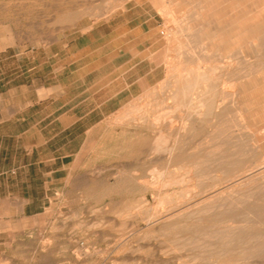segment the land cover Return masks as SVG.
<instances>
[{
  "label": "rangeland",
  "instance_id": "1",
  "mask_svg": "<svg viewBox=\"0 0 264 264\" xmlns=\"http://www.w3.org/2000/svg\"><path fill=\"white\" fill-rule=\"evenodd\" d=\"M0 1V72L2 70L6 71L8 68L14 69L15 72L10 73L11 75L7 79L15 77V83L23 81L22 71L30 63H33V61L38 62L39 60H54L68 57L81 58L83 54H87V56L84 57L87 61L103 57L106 60H112L118 65L129 56L128 54L130 51L126 48V43L128 42H136L139 48L142 49L143 69L145 70V68H149L150 66L154 68L151 81H145L142 89L136 90V93L139 95L129 100L128 98L125 99L128 101L121 106L110 104V106L105 108L104 112L96 111L93 115H90L91 118L85 121L86 124L92 125V127L86 132L81 131L78 141H86V143L82 147H74L78 151L68 158L66 161V168L63 172L48 177L49 188L47 198L45 199L46 202L43 204L41 201L39 204L43 207L24 211L20 208L22 204L19 202V197H15L10 200V202L4 200L5 202L0 203V264H183L185 261H190V264H201L199 263L200 260L201 262L203 261L202 264H204L206 258L207 264L208 262L210 264H219V262L220 264H229L230 261V264H232L233 261L235 262V256H237V260L242 254L238 250H231L232 252L228 251L230 252H227L229 255L224 253L227 256H221L222 259L220 258L218 262H213L214 257L209 258L210 255H208L211 253V248L204 245L202 235L197 236L192 234L193 232L190 233L192 227L188 221H191V219H189L188 212H185V209L189 212L193 211V209L195 210L197 207L190 208V206H194L193 204L199 196L196 195L194 196L195 198H189V194H186L189 200L185 197L183 198L184 200H180L182 206L180 205L177 207L176 205L179 204H175L176 201L179 202L183 190L186 191V182H184L185 186L181 185L183 183H180L179 186H177L178 183H172L167 185V188L166 185H164L165 187L163 188L162 186L153 188L142 185L144 184V179H151L153 174L155 176H153L151 180L157 177L156 173L159 172V170L154 173L153 167L155 166L157 169L161 168L163 170L164 167H166L167 172L165 171L166 173H163L165 176H168L174 173H184L186 165L188 166V163H190L192 159H199L197 156H200V159L204 157V161L208 160L205 162L209 165L212 163V157L214 156L210 153L213 147H217V143H219L220 146V142L217 140H221V138L217 136L219 139L215 140L216 135L214 137L213 134L212 136L208 135L210 134L209 131L214 128V124L212 125L213 121L208 119L211 118L210 115L204 120L192 122L195 132L190 130L186 133L188 137L184 135L187 138L182 136L185 142L191 139L187 141L186 145L185 142L181 140V136L177 142L175 141L178 150H181L180 156L182 155L183 158L181 156L178 157L177 161L170 160L166 151L163 150L164 154L161 150V152L157 151L159 152L157 153L158 155L161 153L159 158L163 159L167 157L163 159L165 163H163V161L161 162V159L158 161V155L153 154L156 151H153L151 147V143L153 144L154 137L158 131L157 127L151 125L152 123L150 122L143 127H137L135 121L133 119V121L131 120L130 115L127 116L129 122L127 118L118 119V122L115 121L117 114L124 115V111L129 110V107L131 108L130 110L136 108L135 106H137V108L141 107L142 109V107L145 108L144 106L148 105L147 107L150 108L149 106L154 103L149 110L160 111L161 107H163V110L165 108L164 99L165 102L169 104L172 103V101H170L171 98L167 99L169 98L168 94L170 93L171 87L168 77H170L169 75L172 70L170 69V65H172L173 62L172 59L174 60L176 58L175 55H177V53L174 49L169 48L171 46V41L169 40H172V38L170 39V34L172 33L171 35H174V31L177 29V23H175L171 19L172 17L161 8L164 7L163 5L166 3L171 7L169 0ZM7 1L10 2L8 3ZM191 5L190 2L185 1L177 5H172V8L174 6L177 7L178 15L182 16L184 13L187 14L188 11L190 12ZM182 9H184V12ZM181 10L183 13L182 15H180ZM171 50L173 51L171 52ZM173 55L175 58L172 57ZM139 58L140 57L136 58L137 61ZM4 75L6 77V74H1V76ZM93 78L90 79L91 82L94 81ZM168 80L169 84H166ZM161 85H163V87ZM166 85L170 86L166 87ZM154 88H156V90ZM164 88H166L165 91ZM148 92H150L149 95ZM77 100L82 104L84 99L80 97ZM98 100L100 99L88 98L86 100V105L89 107L87 108L96 107L95 105ZM158 100L159 102L157 103ZM160 101L163 106H161ZM169 104H166V106L168 107ZM124 106L125 110L123 109ZM84 108H86V106H84ZM97 110H99V108H97ZM115 112H117V114ZM135 114L132 113L131 116ZM255 121L253 127L257 128L260 126V123L257 119H255ZM189 122L188 124L191 125ZM166 124L162 125L163 128L165 127L164 131L166 133L168 132L170 135L172 134L174 137V135H176L173 134L176 133L175 128L171 130L172 128L169 124L167 126ZM168 126L171 129H168ZM169 130H171L172 133L169 132ZM203 130L205 132H203ZM205 133H207L206 135L208 137L211 136L209 138L207 137L205 140H209L211 143V138H213L215 143L212 142V144L215 146L211 144L207 145V147H203L206 146L205 144L209 143L208 141H204L203 143V137L206 136ZM195 140L196 142H194ZM198 140L201 142L200 144H196L199 143ZM194 143L197 145L196 147ZM182 144L185 146H182ZM223 144L225 145H221L222 147L218 146L222 151L226 148L228 149V144ZM192 146L197 149L201 146V148L205 149L202 151L198 149L200 151H198V154L195 149L191 151L193 148ZM181 147L184 148L183 152L185 151L184 153L187 154H185V157ZM210 147L212 148L211 151ZM218 147L216 149H218ZM215 148L213 150H215ZM254 148L252 149L251 147L253 151H251V155L249 154V157H247L251 161L259 160L260 156L261 158L263 157L264 142L259 147L260 149H257L258 151L260 150L261 153L256 150V146H254ZM218 150L215 151L216 153H214V155H219L220 151L218 152ZM227 152L226 150L225 154ZM253 152L255 155L252 154ZM205 153L206 155L209 153L210 156L209 154L205 156ZM257 154L259 157H257ZM217 155L214 157L216 161ZM238 155L239 153L234 157V159L237 158V161L246 158L245 156L243 158V155L238 157ZM188 156H190V158ZM251 156H253L254 159L251 158ZM149 158H154L156 161L154 159V161H151ZM209 160H211V162H209ZM202 161L200 163L205 165ZM160 164L161 166L159 167L158 165ZM178 164L179 167L177 166ZM212 164L216 168V162ZM204 165L201 166L203 168V174L204 170L206 172L204 176L208 173V169L206 170V168H211L210 170H213V172L209 170L211 174L223 175L221 170L216 171L212 165ZM180 166H182V171H180ZM262 168L264 169V167L260 169L255 167L257 171H254L258 172L262 170ZM161 169L160 171H163ZM15 171L16 170H12L11 172L15 173ZM118 171L120 173H118ZM150 171L153 174L150 173ZM193 172H195V170ZM213 175L214 174L210 177ZM195 178L194 182H197V177ZM203 178L206 179L208 183L210 180V183L214 180L208 179V177ZM203 178H201V184L204 181ZM130 181H133V185L135 181V186H132ZM139 182L141 183L139 184ZM124 187L130 189L128 190L125 188L127 191H124ZM168 187L171 190L168 189ZM219 187L221 188L222 184L218 185V188ZM159 188L161 190H159ZM165 188L168 194H171L173 191L171 195L176 197L173 205L175 204L177 208L181 207L171 212L174 214V217H171L170 221L166 219L168 216L167 213L170 211V206L158 205L159 197L166 194ZM174 190L177 194H174ZM0 196L3 195L0 194ZM36 196L40 197L42 195ZM184 201H186V203H184ZM141 203H145L143 205L146 206V209L144 207L142 208L143 205L141 206ZM139 205L141 207L138 209L137 207ZM156 206L159 207V211ZM187 206L189 209L186 208ZM6 207H11V209H6ZM122 208L130 213L128 214L126 210L124 211ZM167 209H169V211H166ZM183 209L187 216H185V213H182L180 214L181 216L178 217L179 215H176L178 214L177 212L180 210L181 213ZM122 210L124 212H122ZM152 211H154V213ZM132 212L135 213L133 214ZM146 212L149 214H146ZM162 214L164 215L163 217ZM182 215L184 216L182 217ZM203 215L205 214L203 213ZM237 217H239V215H237ZM174 218L175 222L177 219V223L172 220ZM164 219L166 220L164 221ZM185 222L186 224L184 225ZM169 223L171 225V231L169 228L170 225L166 226V224L168 225ZM204 224L202 222L200 224L201 227H204ZM195 226L198 225H194L193 228ZM187 227L189 229H187ZM175 229L179 232L177 235H175L177 233ZM186 229L189 230V232ZM194 229L192 231H194ZM161 230H164V233L166 231V233L163 235V231ZM180 232L183 233L184 238L187 236L189 237V235L193 237L192 235H194L193 241L198 237L195 241L196 244L192 241V238L189 240L185 238L184 241L182 238L183 235ZM199 243L200 245H198ZM175 245L177 246L175 247ZM192 247L197 248L194 249ZM190 248L192 249L190 250ZM204 248L205 250H203ZM208 249L210 251H208ZM200 251L202 253L201 255ZM207 251L210 253L207 254L208 257L205 255L206 258L204 259L203 254ZM198 252L199 254L197 257V254L195 255L194 253ZM191 256L193 258H191ZM199 256H202L204 260ZM228 256L231 257L230 261H228ZM258 256V259L257 257L253 258L254 256H251V258H253L251 259L248 256L249 258L247 257L245 259L246 261L244 260L245 257H240L239 259L241 262H246V264H264V255L263 257L262 255ZM196 259L199 262H196ZM232 259L234 260L232 261ZM239 259L235 264L241 263ZM247 259H250L252 262ZM248 261H250V263H248Z\"/></svg>",
  "mask_w": 264,
  "mask_h": 264
},
{
  "label": "bare ground",
  "instance_id": "2",
  "mask_svg": "<svg viewBox=\"0 0 264 264\" xmlns=\"http://www.w3.org/2000/svg\"><path fill=\"white\" fill-rule=\"evenodd\" d=\"M185 1H188L192 4L190 8L191 10L190 12L187 10L188 13L187 14L184 13V15H182L183 14L182 10L184 12V9H182L180 11L181 13L180 15L182 16H179L178 15L179 13H177V9H176L177 7L174 6L172 8V5H177ZM169 3L171 7L168 6L166 3L164 5L161 4L164 6L161 8H163L162 10L166 11L172 17L171 19L175 23H177V29L174 31V35L172 36L171 35L172 33L170 34L171 36L170 39L172 38V40H169L171 41L170 43L171 46L169 48L174 49L177 55H175L176 58L174 57V55L172 56L175 59L174 60L172 59L173 62L171 61L172 65H170L171 67L170 69L172 70L169 76L171 78L168 77L170 80V85H171L170 93L168 94L169 98L165 97L167 99L171 98L170 101H172V103L169 104L165 102V99H164L163 101L165 104L164 105L165 108L163 110L162 109L163 107H161L160 111H155L152 109L149 110L150 108H152L151 105L154 104L152 102H151L152 104L149 106L150 108L147 107L148 105L147 106L143 105L145 108L142 107L141 109V107L137 108V106H135L137 109L133 107L134 109L130 110L131 108L128 106L129 108L128 107L127 108L129 110L124 111L125 110L124 109L125 106H124L123 107L124 115H118L117 112H115L117 114L116 116V114L114 113L115 116L117 117V118L115 117L117 119V120L115 119V121L118 122L119 121L118 119H125L127 118V116L130 115L131 120L133 119L135 121L137 127H143L147 125V123L149 122L152 123L151 125H154L155 127L158 128L157 129L158 131L156 132V136L154 135L155 136L154 142L153 144L151 143L152 146L149 145L152 147L153 151H156L153 154L156 155L157 153H159L157 151L164 150L168 153L167 156L170 160L177 161L178 157L182 156V155L180 156L181 150L179 151L176 146L177 144L176 142L178 141L180 136L182 138L181 140H183L182 136L184 135L187 136L186 134L187 131L192 130L195 132V129H193L194 127L193 123L198 120H204L206 119L208 115H210L211 118H208V119H211L213 121L212 125L214 124L213 125L214 128H212V130L209 131L210 134L208 135L212 136L213 134V137L216 135L215 140L219 138H221L222 140L225 137L224 140L221 141L219 139L217 141L220 142V146L225 145L223 143H227L228 149L226 148L224 151L226 152L227 150L228 152L225 154V152L222 151L221 148H219L220 147L219 143H217L218 145H216L217 147L219 146L218 147L219 150L216 149L217 147L216 148L213 147L215 146L214 144H212V142L215 143L213 138H211L212 139L211 143L209 142V140H205L208 137L206 135L208 133L207 132L205 133L206 136L203 137L204 140L202 138L201 139L203 140V143L204 141H208L210 144L209 143L205 144L206 146H203V147H207V145L212 144L213 146L211 147H213V149L215 148V150H213L210 147V151L211 149L213 151V152L211 151L210 154L211 155L213 154L214 157L217 155V154L214 155V153H216L215 151L217 150L218 152L220 151L219 155H217L218 157H216L217 161L214 160L215 158L211 156L213 158V161L216 162V165L214 164L216 168L212 164L214 163L213 161L209 165L206 163L208 160L207 161L205 160L206 162L204 161L205 159L204 157H203L204 159L202 158L203 161L202 159H200V156H197V157L200 159V162L201 161L204 162L205 165H208V166L212 165L216 171L221 170L223 175L212 173L214 174L213 175L214 177L212 176L214 179L213 180L212 177H210L212 174L209 172L211 168H206V170L208 169L207 174L209 176L207 174L204 176L206 172L204 170V174H203L202 172L203 168L201 167L204 164L203 163L201 164L199 162V159L196 158V159H192L190 163H188L189 164L188 166L186 165V168H185L186 170L185 171L183 170L184 173L180 172L181 174L174 173V174L165 176L163 172L166 171V167H164L163 165L164 170L160 168L161 170H163V171H160V169L159 168L157 169V167L155 166L153 167L154 169L153 168L152 169L154 170V173H156L157 170H159V172L156 173L157 177L151 180L153 176L155 175L150 171V173H152L153 176L151 175L152 176L151 179H144L143 181L144 184L142 185H145L146 187H153V188L155 187L158 188V186H162L163 188L165 187L164 185H166V188H167V185L172 184V183L173 184L178 183L177 186H179L180 183H183L181 185L185 186L184 182H186L187 183L186 191L183 190L182 188L183 193L181 195V198L179 199V202L177 201L175 202V204L176 203L179 204V205H176L177 207L181 205L180 200L185 198L186 194H189L188 195L189 198H192V197L195 198L194 196L196 195L199 196L198 199L193 204L194 206L192 205L190 206V208L191 207L193 208L197 207V208H195V210L193 209V211H190V212L186 211L185 209V212H188L187 213L188 217L189 219H191V221H188L191 227L193 228L194 225H198L194 227L195 229L193 228L194 231H192L193 229L191 228L190 233L193 232L192 234L197 235V236L202 235L204 245L209 246L211 248L210 249L208 247L211 250V253L208 252L210 251L208 249V251L205 254H203L204 259L206 258L205 255L207 256V254L210 253L208 254L210 255L209 258L214 257L213 262L214 261L218 262L221 256L226 255L224 253H227L228 251H231V250L233 251L238 250L239 252H241L242 254L241 255L239 254L240 255L239 258L245 257L244 260L248 256L250 258L251 256H254L253 258H256L258 255H262L263 257L264 255V169L262 168V170L255 172L257 171L255 170V167L257 169L264 167V155L261 158V156L259 157V155L257 154L258 155L257 157H259L260 159L256 161L255 160L251 161L247 157H249L248 155L251 153V151H253L251 150V147L253 149L254 146H256V150H257L261 146V144L264 142V0H169ZM172 51L173 50H171V52ZM169 80H168V83L166 84H169ZM161 86L163 87V85ZM169 86L166 85V87H169ZM154 89L156 90V88ZM165 90L166 88H164V91ZM168 92H169V89H168ZM149 93L150 92H148V95ZM158 102L159 100L157 101V103ZM166 104H169L168 107L166 106ZM161 106H163L162 102H161ZM132 113L135 115L131 116ZM128 119L129 118H127V121ZM255 119H257L260 123V126L257 128L253 127L256 122ZM188 122L191 125H189ZM163 124H166V126L169 124V126L172 129L169 126H168L169 128L167 127L168 129L174 130L173 128H175L176 133H173V134H176V135H174L173 137L172 134L170 135L168 132L166 133L164 131L165 127L164 128L162 127ZM201 128H204V127H201ZM171 130H169V132H171ZM204 130L203 132H205ZM186 136L184 137L187 138L188 136L187 137ZM217 136H219V138ZM187 141L185 142L183 140V142H185V145L187 144ZM223 141H226V142H223ZM194 142H196V140ZM200 143L201 142L196 143V144H200ZM183 145L184 144H182V146ZM201 145H204V144H201ZM194 146L196 147L197 145H195L194 143ZM194 146H192L193 148L191 151H194L195 149L198 152L199 150L202 151L203 149H205V148H201L200 146L198 150L197 148H194ZM183 149L184 148H182V152H183ZM164 151L162 152L163 154H164ZM206 153H205V156L209 154L208 153L206 155ZM238 153H239L238 157H240V155H243V158L244 156L246 158L242 159L241 161L240 160L237 161V158L234 159V157ZM185 154L186 153H184V157L187 155ZM252 154L255 155L254 152ZM159 155L157 156V158L159 159L158 161H160L161 159L159 158ZM200 155L202 156L201 153ZM188 157L190 158V156ZM211 157H208V158H211ZM251 158H253V156H251ZM153 159H150V160L156 161V159L154 160ZM163 159H161V162L163 161V163H165ZM183 160L186 161L185 159ZM209 162H211V160H209ZM158 166L160 167L161 164ZM177 166L179 167V164ZM181 167L182 166H180V168ZM194 170L195 172H193ZM180 171H182V168ZM210 171L213 172V170H210ZM118 173L120 172L118 171ZM195 177H197V180H196L197 182H194L196 179ZM203 177H206V178L208 177V179H212L213 181L210 183L211 181L210 180L208 183L206 179H204ZM201 178H203V180L206 183L203 181V183L201 184V180H202ZM135 181H134V185L132 183L133 181H130L132 183V186H135ZM140 183L141 182H139V184ZM220 184H222V187L218 188V185ZM169 187L168 189H170ZM125 188L127 187H124V189ZM166 188H165V192L167 191ZM127 189L129 190L130 188H127ZM159 190L161 189L159 188ZM124 191H127V190L125 189ZM171 194L170 193L168 194L166 192L164 196H161L158 199V203H159L158 205L161 204V206L162 205L170 206V211L169 209L166 210V211H169L168 213L166 212L168 214L166 219H169V221L171 217L172 218L174 217V214H172L171 212H173V210H176V209L178 210L181 208V207L177 208L175 204L173 205L174 200H176V197ZM174 194H177V192L175 191ZM184 203H186V201H184ZM143 204L141 203V206ZM141 206L139 205L137 208L139 209ZM188 206L186 208H188ZM143 207L145 208L146 206L143 205L142 208ZM122 209L124 211L126 210L124 208ZM123 210L122 212H124ZM154 211L152 212L154 213ZM158 211H159V207H158ZM182 211L183 212L180 213V210H179V212H177L178 214L176 215L177 216L179 215L178 217H180L181 216L180 214L185 213L184 209ZM126 212L128 213L127 210ZM203 213L205 215H203ZM146 214H149V213L146 212ZM237 215H239V217H237ZM163 216L164 215L162 214V217ZM183 216L184 215H182V217ZM185 216H187L186 213H185ZM166 219H164V221ZM172 220H174L175 222V218ZM186 222L184 223V225L186 224ZM202 222L203 224L205 223L203 225L204 227H201L200 225ZM175 223H177V219ZM169 225L170 223L168 225L166 224V226H169ZM170 227L171 225L169 226V228ZM187 229L189 228L187 227ZM161 231H163V235L166 233V231L164 233V230H161ZM170 231H171V228H170ZM187 231L189 232V230ZM178 233L179 232L177 231L175 235H177ZM194 235L192 236L194 237ZM193 237L189 235V237L187 236L185 238H188L187 240L192 238V241H193ZM182 238L185 241L184 235ZM196 238L198 239V237ZM197 239H194V240L196 241ZM195 241L193 242L196 244ZM198 245H200V243ZM176 246L177 245H175V247ZM179 246H180V243H179ZM192 248H190V250ZM176 250H179V249H176ZM200 250H201V247H200ZM203 250H205V248ZM206 250H207V247H206ZM194 254L195 255L197 254V257H198L199 252L194 253ZM201 254L202 253L200 251V255ZM202 256H199V257L202 258ZM191 258L193 257L191 256ZM203 258L202 260H204ZM228 258H229L228 261H230L231 257L228 256ZM236 258L237 256H235V262L233 261L234 259H232L234 264L239 259L238 258L236 260ZM197 259L195 260L196 262L198 261ZM247 260H250V259H247ZM205 261H206L205 263L207 264V258ZM250 261H248V263H250ZM202 262L200 260L199 263L202 264ZM185 263L190 264L191 262L185 261L183 264ZM241 263L246 264V262H241ZM208 264L210 263L208 262Z\"/></svg>",
  "mask_w": 264,
  "mask_h": 264
},
{
  "label": "crops",
  "instance_id": "3",
  "mask_svg": "<svg viewBox=\"0 0 264 264\" xmlns=\"http://www.w3.org/2000/svg\"><path fill=\"white\" fill-rule=\"evenodd\" d=\"M126 45L129 56L118 65L103 57L87 61L83 54L33 61L18 83L7 79L14 69L0 72V203L19 197L24 211L43 207L48 177L63 172L74 147L85 145L78 140L92 127L85 123L90 115L125 104L151 81L154 68L143 69L142 49L136 42ZM88 98L100 100L87 108Z\"/></svg>",
  "mask_w": 264,
  "mask_h": 264
}]
</instances>
